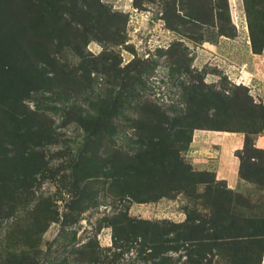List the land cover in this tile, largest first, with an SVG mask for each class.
<instances>
[{"label": "rangeland", "instance_id": "rangeland-1", "mask_svg": "<svg viewBox=\"0 0 264 264\" xmlns=\"http://www.w3.org/2000/svg\"><path fill=\"white\" fill-rule=\"evenodd\" d=\"M257 136L264 0H0V264H264Z\"/></svg>", "mask_w": 264, "mask_h": 264}, {"label": "crops", "instance_id": "crops-1", "mask_svg": "<svg viewBox=\"0 0 264 264\" xmlns=\"http://www.w3.org/2000/svg\"><path fill=\"white\" fill-rule=\"evenodd\" d=\"M193 148L208 156L202 160L213 163V177L231 188L237 183V160L234 153L242 147L241 137L236 134L194 131L191 135ZM254 147L264 150V136H257ZM212 149V153L208 149Z\"/></svg>", "mask_w": 264, "mask_h": 264}]
</instances>
